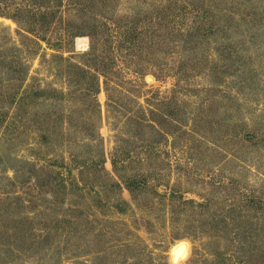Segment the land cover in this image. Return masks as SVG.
I'll return each instance as SVG.
<instances>
[{
    "label": "rangeland",
    "instance_id": "1",
    "mask_svg": "<svg viewBox=\"0 0 264 264\" xmlns=\"http://www.w3.org/2000/svg\"><path fill=\"white\" fill-rule=\"evenodd\" d=\"M264 264V0H0V264Z\"/></svg>",
    "mask_w": 264,
    "mask_h": 264
},
{
    "label": "bare ground",
    "instance_id": "2",
    "mask_svg": "<svg viewBox=\"0 0 264 264\" xmlns=\"http://www.w3.org/2000/svg\"><path fill=\"white\" fill-rule=\"evenodd\" d=\"M173 252L175 253L174 254L175 258L173 260V263L176 264V263H178V258H180L181 255L186 252L185 244H178L175 251H173ZM176 252H177V254H176Z\"/></svg>",
    "mask_w": 264,
    "mask_h": 264
},
{
    "label": "water",
    "instance_id": "3",
    "mask_svg": "<svg viewBox=\"0 0 264 264\" xmlns=\"http://www.w3.org/2000/svg\"><path fill=\"white\" fill-rule=\"evenodd\" d=\"M176 254H177V252H176Z\"/></svg>",
    "mask_w": 264,
    "mask_h": 264
}]
</instances>
